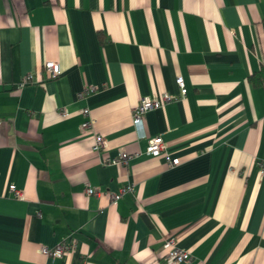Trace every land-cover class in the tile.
I'll return each instance as SVG.
<instances>
[{
	"label": "crops",
	"instance_id": "1",
	"mask_svg": "<svg viewBox=\"0 0 264 264\" xmlns=\"http://www.w3.org/2000/svg\"><path fill=\"white\" fill-rule=\"evenodd\" d=\"M47 60L61 72L39 80ZM261 69L264 0H0V264H264ZM161 93L138 137L131 109ZM164 235L188 263L163 260Z\"/></svg>",
	"mask_w": 264,
	"mask_h": 264
},
{
	"label": "built area",
	"instance_id": "2",
	"mask_svg": "<svg viewBox=\"0 0 264 264\" xmlns=\"http://www.w3.org/2000/svg\"><path fill=\"white\" fill-rule=\"evenodd\" d=\"M61 72L60 66L57 62L52 60L43 61L38 71V79H52L57 77ZM33 79L32 73H26L23 75L21 84L29 82ZM175 84L177 85L179 95L182 96L185 94V87L183 79L180 76H176L174 79ZM83 92L79 93V97L83 96ZM174 99V96L167 93H161L159 96H146L142 97L139 102L131 109V123L135 128L138 137L143 136V122H144V113L151 109L159 108L163 103L169 102ZM82 114L86 116V120L81 123L82 129H89L91 125V119L89 118V112L86 108L80 110ZM93 150L98 152L105 148V142L99 135H94L93 139ZM165 149V144L162 138L159 135L147 139L145 152L151 156H158ZM131 156L130 153H127L123 150H120L117 157H105L103 159L104 163H115V164H124L127 159ZM177 163V159L173 158L169 160V165H174ZM261 172L264 173V166L261 167ZM8 192L15 199H20V191L15 188L13 184L7 185ZM86 195H95L97 196L100 193L99 187H93L90 185H85L83 189ZM132 185H125L120 188L117 192L107 191V194L111 201L115 202L121 196L123 192H131ZM72 244L65 238H62L58 243H56L51 249L41 248V252L50 257L56 258L59 257L63 252L71 250ZM162 249V258L167 263H188L191 259L190 252L186 249H183L177 246L175 240L171 236H165L161 241Z\"/></svg>",
	"mask_w": 264,
	"mask_h": 264
},
{
	"label": "trees",
	"instance_id": "3",
	"mask_svg": "<svg viewBox=\"0 0 264 264\" xmlns=\"http://www.w3.org/2000/svg\"><path fill=\"white\" fill-rule=\"evenodd\" d=\"M264 77V71L259 70L258 72H254L248 76V80L251 82L253 86H258Z\"/></svg>",
	"mask_w": 264,
	"mask_h": 264
}]
</instances>
